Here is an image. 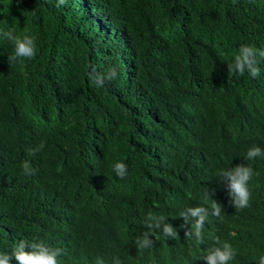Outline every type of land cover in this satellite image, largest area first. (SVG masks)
<instances>
[{
    "label": "trees",
    "instance_id": "trees-1",
    "mask_svg": "<svg viewBox=\"0 0 264 264\" xmlns=\"http://www.w3.org/2000/svg\"><path fill=\"white\" fill-rule=\"evenodd\" d=\"M57 2L0 0V31L37 45L33 59L9 64L15 45L0 35V252L43 240L64 250L60 264H182L192 236L155 229L139 248L148 213L213 215L218 203L207 229L237 250L230 264H258L264 157L245 158L264 148V60L255 78L227 64L242 44L264 48V0ZM111 66L117 78L97 87L90 74ZM241 160L259 173L244 211L220 177Z\"/></svg>",
    "mask_w": 264,
    "mask_h": 264
},
{
    "label": "clouds",
    "instance_id": "clouds-1",
    "mask_svg": "<svg viewBox=\"0 0 264 264\" xmlns=\"http://www.w3.org/2000/svg\"><path fill=\"white\" fill-rule=\"evenodd\" d=\"M67 0H58L57 7L65 5ZM8 41L14 43V53L7 57L8 63L12 64L23 59H33L37 54L36 37L30 34L22 36L17 35L14 30L0 31ZM264 60V48H254L250 45H240L234 59L227 64V70L230 74L243 76L248 73L255 78L261 74L259 60ZM95 72V69H93ZM119 69L116 66L109 67L106 74L91 75L90 79L94 80L97 87L103 86L105 80H114L118 76ZM45 142L42 141L37 148L30 150V154L43 150ZM264 157V148L252 146L248 149L246 160ZM113 170L117 177L123 179L127 175V165L124 162L113 164ZM22 173L26 176L36 174V170L28 161L21 164ZM259 175L254 172L251 161H237L227 170L220 172L222 182L227 188L228 195L231 198L233 210L244 211L252 204L251 190L249 188L252 177ZM215 216L221 213V205L214 203L212 205ZM208 210L202 206L190 207L185 212L178 213L170 218L163 215L148 213L145 219V227L148 231L144 232L142 237L138 238L136 243L139 248H148L153 244L150 233L155 229H160V238L182 239L183 235L192 236L194 239L187 240L195 243L197 248L181 257L182 264H230L237 255V250L233 245L222 239L214 230H208L209 222H215L217 219L208 217ZM192 225V228H190ZM64 250L60 247H53L44 242L20 240L15 245L11 253L0 252V264H12L13 258L17 264H60V257ZM95 264H104L102 258L97 257ZM113 264H123L118 258H113ZM145 264H164L158 260H149ZM258 264H264V251L259 257Z\"/></svg>",
    "mask_w": 264,
    "mask_h": 264
}]
</instances>
